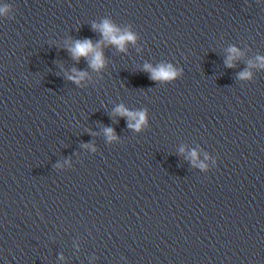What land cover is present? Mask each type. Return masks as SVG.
Returning <instances> with one entry per match:
<instances>
[{"label": "clouds", "instance_id": "clouds-1", "mask_svg": "<svg viewBox=\"0 0 264 264\" xmlns=\"http://www.w3.org/2000/svg\"><path fill=\"white\" fill-rule=\"evenodd\" d=\"M7 11V6L0 7V15L6 14ZM92 28L94 31L101 33L103 37L102 41L97 42L94 45L90 39L76 40L74 46L70 47L68 51L71 53V56L74 60L79 61L81 57L87 59L89 66L95 71H99L105 66V58L103 52L101 51V43L107 42L109 44L115 45L120 51H125L126 43H135L137 39L134 33L129 30L122 31L111 20L108 19H105L100 24L93 23ZM229 52L231 55L228 57L225 63L228 67H233L234 65L232 64V61L238 57L240 53L234 47L230 48ZM257 59L261 62L260 66L264 67V57H257ZM144 70L151 74L150 79L158 82H170L180 75V73L175 68H173L171 64H161L156 68H153L150 64H145ZM73 73L74 75L69 76L68 79L74 81L77 84H79L87 76V72L78 71L76 69H73ZM250 76L251 73L247 70L239 74L240 79H247L250 78ZM114 114L126 117L128 120V127L136 131H140L147 123L146 112H132L123 105H119L114 110ZM104 132L110 141L116 139L114 129L107 127L104 129ZM85 147L88 146L85 145ZM192 156L195 158L196 153L193 152ZM201 167H203V165H201Z\"/></svg>", "mask_w": 264, "mask_h": 264}]
</instances>
